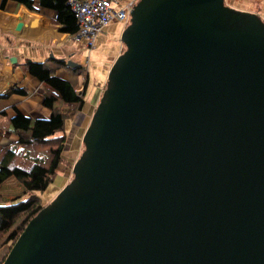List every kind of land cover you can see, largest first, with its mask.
<instances>
[{"label":"water","instance_id":"95a60500","mask_svg":"<svg viewBox=\"0 0 264 264\" xmlns=\"http://www.w3.org/2000/svg\"><path fill=\"white\" fill-rule=\"evenodd\" d=\"M121 41L73 178L1 264H264V20L139 0Z\"/></svg>","mask_w":264,"mask_h":264},{"label":"trees","instance_id":"16d2710c","mask_svg":"<svg viewBox=\"0 0 264 264\" xmlns=\"http://www.w3.org/2000/svg\"><path fill=\"white\" fill-rule=\"evenodd\" d=\"M12 1L33 11L41 6L54 9L59 31L70 35L78 32V17L70 0H0V8L8 9ZM65 65V60L54 58L25 63V67L45 86L43 103L50 108V115L32 117L18 109L11 117V124L19 137L15 142L0 147V185L14 176L25 193L11 199L0 198V250L3 245L11 246L44 206L35 191L45 190L52 183L64 161L66 139L60 132L65 129L72 108H83L86 104L85 90H77L71 81L56 73L57 67ZM79 69L81 67L76 68ZM84 83L86 88L88 75ZM12 91L29 93L28 89L18 85Z\"/></svg>","mask_w":264,"mask_h":264},{"label":"crops","instance_id":"0c3cea01","mask_svg":"<svg viewBox=\"0 0 264 264\" xmlns=\"http://www.w3.org/2000/svg\"><path fill=\"white\" fill-rule=\"evenodd\" d=\"M56 17L57 12L45 6L33 11L12 1L8 9L0 8V147L15 142L19 137L11 124V117L18 109L32 117L50 115V108L43 103L45 86L25 67L26 61L64 58L80 63L77 45L73 39H69L70 34L59 31L55 23ZM123 30L113 29L116 42L120 40ZM105 34L106 31L102 36ZM119 47L121 48V42ZM120 53L119 50L116 56ZM13 56L17 58L15 63L11 61ZM56 73L71 81L77 90L84 89L87 93L88 86L85 88L84 79L88 75L90 80L89 71L83 76L80 71L76 72V68L65 65L57 67ZM15 85L28 89L29 93L13 92ZM104 86L105 83L100 82L99 100ZM86 104L96 108L88 100ZM9 180L11 179L6 180L0 187Z\"/></svg>","mask_w":264,"mask_h":264},{"label":"rangeland","instance_id":"374dc122","mask_svg":"<svg viewBox=\"0 0 264 264\" xmlns=\"http://www.w3.org/2000/svg\"><path fill=\"white\" fill-rule=\"evenodd\" d=\"M110 1L114 3V6H111L114 7L116 12H121L123 9H127V15H124L123 13V17L118 16L106 21L105 23H102L97 29V33L91 42H87L83 39V37L78 36L76 38V35H71V37H69V39H73L74 44L77 45L78 59H80V63L84 65L81 69H79L80 73L85 76L87 74V70L90 72L86 100L90 101L93 106H97L99 102L100 93H98V91L100 89V82L101 84L105 83L103 88L104 91L107 84L109 70L112 66L111 64L117 58L116 54L119 52V50L121 52L125 50V44L121 41V37L117 42L113 38V29L117 28V31H120L129 24L131 19V10L139 0ZM128 2L129 4L127 5ZM225 2L226 4L237 9L256 12L264 20V0H225ZM131 3L132 5L129 7ZM105 5L109 7L110 4L106 2ZM105 31L106 34L102 36ZM120 42L121 48L119 47ZM94 111L95 108L89 104H85L83 108L74 106L71 110V114L67 117L65 129L60 132L61 134L65 135L64 139H66L64 161L60 164L58 172L54 176L52 183L48 186V188L45 190L35 191L36 194L39 195L40 202L44 206L51 202L57 196L60 190L73 178L74 163L84 149L82 137L90 123ZM10 179L11 180L0 187V196H2L0 198L3 200L11 199L25 193L24 187L14 176H12ZM9 248V244L3 245L1 247L0 264L5 259Z\"/></svg>","mask_w":264,"mask_h":264},{"label":"built area","instance_id":"2783aa9c","mask_svg":"<svg viewBox=\"0 0 264 264\" xmlns=\"http://www.w3.org/2000/svg\"><path fill=\"white\" fill-rule=\"evenodd\" d=\"M70 2L72 3L79 22V31L75 34L76 38L78 36L83 37L87 42L93 40L97 33V29L102 23L118 16L123 17V13L124 15L127 13V9H123L121 12H116L114 7L111 6H114V3L110 0H70ZM106 2L110 4L109 7L105 5ZM128 4L129 2L127 5ZM131 5L132 3L129 7Z\"/></svg>","mask_w":264,"mask_h":264},{"label":"flooded vegetation","instance_id":"af4514ba","mask_svg":"<svg viewBox=\"0 0 264 264\" xmlns=\"http://www.w3.org/2000/svg\"><path fill=\"white\" fill-rule=\"evenodd\" d=\"M78 31H79V29H78ZM79 68L81 67H83V65L81 64L80 66H78ZM74 68V67H73ZM75 68H77V67H75ZM88 71V70H87ZM76 72H77V70H76ZM86 76V75H85ZM86 78V77H85ZM84 82H85V79H84Z\"/></svg>","mask_w":264,"mask_h":264}]
</instances>
